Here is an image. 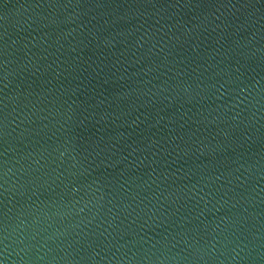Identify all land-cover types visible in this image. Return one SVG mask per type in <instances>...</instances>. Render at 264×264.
I'll return each instance as SVG.
<instances>
[{
  "label": "water",
  "instance_id": "95a60500",
  "mask_svg": "<svg viewBox=\"0 0 264 264\" xmlns=\"http://www.w3.org/2000/svg\"><path fill=\"white\" fill-rule=\"evenodd\" d=\"M0 264H264V0H0Z\"/></svg>",
  "mask_w": 264,
  "mask_h": 264
}]
</instances>
